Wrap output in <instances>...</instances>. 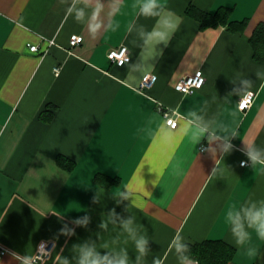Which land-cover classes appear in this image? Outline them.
Returning a JSON list of instances; mask_svg holds the SVG:
<instances>
[{
  "label": "crops",
  "instance_id": "1",
  "mask_svg": "<svg viewBox=\"0 0 264 264\" xmlns=\"http://www.w3.org/2000/svg\"><path fill=\"white\" fill-rule=\"evenodd\" d=\"M139 4L0 0V264H30L42 241L53 243L42 264H78L84 247L110 258L126 251L128 264H201L179 249L207 239L235 248L228 264H264V241L246 228L251 240L238 246L227 220L264 202V165L247 155L264 160V58L250 41L264 0H165L179 28L155 46L141 31L157 18L139 15ZM192 6L229 7L246 25L201 28ZM121 45L131 59L117 65L108 52ZM199 69L202 88H176ZM149 73L157 80L140 90ZM197 123L207 132L193 140ZM127 220L147 240L143 255Z\"/></svg>",
  "mask_w": 264,
  "mask_h": 264
},
{
  "label": "clouds",
  "instance_id": "2",
  "mask_svg": "<svg viewBox=\"0 0 264 264\" xmlns=\"http://www.w3.org/2000/svg\"><path fill=\"white\" fill-rule=\"evenodd\" d=\"M164 9L165 0H140L139 15L157 18V26H155L152 31L146 33L141 31V36L144 39L145 45H167L171 36L179 28V21L175 15L172 13L164 15ZM82 11L83 10H81V12ZM79 18L78 16L77 19ZM206 132L207 127L197 123L192 132L193 140H198ZM233 135H235V133H233ZM247 155L254 164L258 162L264 165V160H260L257 153L250 151ZM241 166H244L243 162H241ZM227 220L231 224V232L236 238V244L238 246H243L251 240V234L246 228L254 230L256 236L261 241H264V202H262L259 208H257L255 204H251L239 210L233 209L227 213ZM131 225L132 220H127L123 223V228L135 240L137 251L143 255L145 253L147 240L144 237L136 239L135 231ZM101 226L103 227L104 225ZM186 248L187 246L182 244L179 250L186 251ZM257 254L258 251L255 248H251L247 251L249 257H255ZM65 264H67V261ZM78 264H128V255L126 251H122L116 254L114 258H110L108 255L101 257L94 249L84 247L81 249V257ZM157 264H159L158 261Z\"/></svg>",
  "mask_w": 264,
  "mask_h": 264
},
{
  "label": "trees",
  "instance_id": "3",
  "mask_svg": "<svg viewBox=\"0 0 264 264\" xmlns=\"http://www.w3.org/2000/svg\"><path fill=\"white\" fill-rule=\"evenodd\" d=\"M190 13L201 22V28L210 26H227L231 30H242L246 21H234L231 19L232 9L221 7L216 13H206L195 7H190ZM257 59L264 58V22L259 23L250 38ZM64 161L67 159L62 158ZM99 178V177H98ZM185 256L199 261L201 264H228L234 255L235 248L222 239H207L197 243H187Z\"/></svg>",
  "mask_w": 264,
  "mask_h": 264
},
{
  "label": "built area",
  "instance_id": "4",
  "mask_svg": "<svg viewBox=\"0 0 264 264\" xmlns=\"http://www.w3.org/2000/svg\"><path fill=\"white\" fill-rule=\"evenodd\" d=\"M83 41V36L74 34L71 36L70 44L71 46H77ZM51 43L54 41L51 40ZM30 48L32 51H39L38 45H30ZM108 57L111 62L117 64V65H124L126 62L130 61L131 55L129 52V48L126 45H121L119 47H115L110 49L108 52ZM58 70V69H57ZM58 72V71H57ZM157 80V75L154 73L147 74L141 84H140V90H144L147 88H150L153 86L155 81ZM206 81L205 75L201 69L196 71L194 74L186 75L180 81L177 83L176 88L183 92V93H192L196 91L199 88H202L204 83ZM254 93H247L244 95L239 102V108L243 111H245L247 108H249L254 100ZM160 110H162L166 123L172 127L175 128L178 125L177 118L172 115L167 109H164L163 107H160ZM207 149V145H202L201 150L205 151ZM244 165L248 164V160L245 159L242 161ZM53 249V243L51 241H42L39 246L37 253L32 258V260L29 261L30 264H42L47 257L50 256ZM8 249H0V259L6 254Z\"/></svg>",
  "mask_w": 264,
  "mask_h": 264
}]
</instances>
